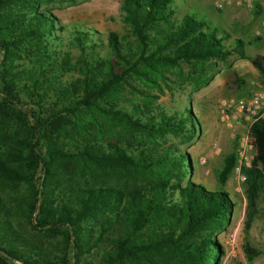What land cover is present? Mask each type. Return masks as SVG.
Segmentation results:
<instances>
[{
  "label": "trees",
  "instance_id": "obj_1",
  "mask_svg": "<svg viewBox=\"0 0 264 264\" xmlns=\"http://www.w3.org/2000/svg\"><path fill=\"white\" fill-rule=\"evenodd\" d=\"M40 3L0 0V264H216L222 250L213 232L233 202L184 181L190 157L163 137L192 138L194 115L167 113L155 100L170 68L184 62L200 74L205 62L231 52L264 87V55H246L241 39L225 48L224 30L217 35L188 13L176 17L173 0H121L132 39L109 31L105 46L93 29L62 25ZM251 11L261 13L257 3ZM66 27L74 58L61 48ZM70 71L76 76L62 81ZM22 95L55 101L25 108ZM249 140L246 264L259 254L247 234L264 192V121L251 125ZM234 162V152L222 157L220 184Z\"/></svg>",
  "mask_w": 264,
  "mask_h": 264
},
{
  "label": "rangeland",
  "instance_id": "obj_2",
  "mask_svg": "<svg viewBox=\"0 0 264 264\" xmlns=\"http://www.w3.org/2000/svg\"><path fill=\"white\" fill-rule=\"evenodd\" d=\"M40 2V8L50 11L60 24L66 26L75 24L80 29H93L104 46L105 36L109 31L116 32L123 40L132 39L127 26L121 22L119 11L121 0H40ZM173 3L176 6V17L188 13L215 27L217 35L220 30H224L228 35L222 42L225 48L230 49L234 39H241L246 55H264L262 13L254 15L244 6L235 5L234 0H173ZM217 3L222 4L221 8L217 7ZM69 29L70 27H66L59 33L62 36L61 48L74 58L77 50L69 44ZM255 36L259 39H254ZM104 52L105 48H97V54L100 56H103ZM75 76L76 73L70 71L61 80L71 81ZM159 84L162 93L155 101L167 113L189 108L197 124V132L190 139H185L180 133L170 132L163 137L167 143L174 144L190 157L192 168L190 173L188 168L184 181L191 180L203 184L206 189L224 191L233 202L227 220L213 232V237L222 250L216 264H246L241 250L243 189H235V181L231 175L223 185L216 179V169L222 157L229 152L235 153L237 136L230 137V131L217 120L214 103L222 97L246 96L252 87L261 85L258 73L246 59L231 52L224 60L205 62L200 74L192 72L189 65L181 62L178 66L170 68L166 73L165 82ZM22 99L26 102L25 108L34 107L36 101L42 103L34 97L22 95ZM136 99L135 97L133 100ZM54 101L55 99L51 98L44 99L42 107L46 108ZM116 130L113 129L110 133H116ZM136 137L150 143L139 134ZM202 159L204 161L200 162ZM256 209L247 240L251 246L259 250V254L250 264H264V192L259 193L257 197Z\"/></svg>",
  "mask_w": 264,
  "mask_h": 264
},
{
  "label": "built area",
  "instance_id": "obj_3",
  "mask_svg": "<svg viewBox=\"0 0 264 264\" xmlns=\"http://www.w3.org/2000/svg\"><path fill=\"white\" fill-rule=\"evenodd\" d=\"M257 3L260 7L264 27V0H234L237 6H244L252 9ZM222 4L217 3L221 8ZM217 120L230 131V137L236 138L235 162L230 175L235 181V189L240 190L245 180L244 168L251 166L254 159L253 146L249 140L251 125L256 121H264V87L258 85L252 87L246 96L242 97H222L214 103ZM202 159L200 162H203Z\"/></svg>",
  "mask_w": 264,
  "mask_h": 264
},
{
  "label": "crops",
  "instance_id": "obj_4",
  "mask_svg": "<svg viewBox=\"0 0 264 264\" xmlns=\"http://www.w3.org/2000/svg\"><path fill=\"white\" fill-rule=\"evenodd\" d=\"M247 11H251L250 9H247ZM248 93V92H247Z\"/></svg>",
  "mask_w": 264,
  "mask_h": 264
}]
</instances>
